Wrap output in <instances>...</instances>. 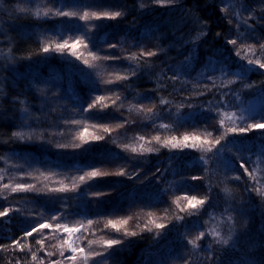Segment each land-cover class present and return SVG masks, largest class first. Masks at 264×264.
<instances>
[{
    "label": "trees",
    "instance_id": "obj_1",
    "mask_svg": "<svg viewBox=\"0 0 264 264\" xmlns=\"http://www.w3.org/2000/svg\"><path fill=\"white\" fill-rule=\"evenodd\" d=\"M77 36L80 60L54 50ZM261 45L264 0H0V264H264V129L238 131L264 123ZM93 169L110 175L79 181ZM63 226L79 228L75 262Z\"/></svg>",
    "mask_w": 264,
    "mask_h": 264
},
{
    "label": "snow or ice",
    "instance_id": "obj_2",
    "mask_svg": "<svg viewBox=\"0 0 264 264\" xmlns=\"http://www.w3.org/2000/svg\"><path fill=\"white\" fill-rule=\"evenodd\" d=\"M156 3H162L163 0H155ZM141 7H143V5H141ZM121 12L120 11H114V12H102V13H97V12H84L83 15H80L79 16V19L80 20H87L89 19V16L93 17V18H96V19H99L101 17H106V18H109V19H115L117 17H120L121 16ZM47 15V13L45 14ZM55 15H60V16H64V17H73V16H76L77 13L76 12H65V11H58L57 13H55ZM219 35V33L217 34ZM200 37H196V39L198 40ZM229 43L231 44H235L236 41L235 40H230L228 41ZM89 43H91V41H89ZM81 44H84V38L80 37V36H77L74 40H72V42L70 43L68 39H63L62 42L60 43H57L55 45V51L56 52H64L65 50L68 51V54L71 55V56H74L77 60H80L81 59V56L80 54L76 51L78 45H81ZM85 47H89L88 44H85L84 45ZM109 47L111 48H115L117 47L116 44H110ZM262 48H264V45H261ZM42 51L44 53H48L50 51L49 47L45 46L43 47ZM88 55L91 56L93 59H97V58H101V57H98L97 54L93 51H89L88 52ZM142 55H147V56H153L155 55V53L153 52H147L146 54L142 53ZM102 58L104 60H109V59H119V57H114V56H108V55H103ZM83 63L85 65H89V61L87 59H84L83 60ZM249 65H252V64H256L258 65V67L260 69H264V62H261L260 60L256 59V60H249L248 61ZM92 65H89V67H91ZM246 69H243L242 67V71H244ZM133 75H135V72L133 73ZM118 79H126V77H118ZM106 83H111V81H108ZM105 99V97L101 96V95H97L95 97V100L91 103L88 104L87 108L84 109L85 112L89 111L90 109H93L96 105V102L98 101H103ZM161 103H164V101H161ZM106 107V105H105ZM222 123V122H221ZM119 126V125H117ZM97 127H100L103 129L104 132H108L109 131V128L106 126V125H97ZM250 129H264V123H254V124H249L247 128H244V127H241L239 128V132L240 133H246L248 132ZM229 132H236L237 129L235 128H229L228 129ZM14 136L16 137H20L21 139H23V136L21 133H13ZM78 139L81 141V143H88V140L85 138L84 134L83 133H80L79 136H78ZM104 137L102 136H92L91 137V140L93 141H99V140H103ZM142 139V138H141ZM154 139H157L159 140V137H156ZM184 141L185 143L182 145V147H195L197 145H189L187 143L189 137L188 136H185L184 138ZM192 140H199V137L197 136H193L191 137ZM175 140V138H173V140H170V141H165V145H168L170 144L172 148H177V147H181V145H179L178 143L176 142H173ZM204 143H211L209 141H204ZM215 143H220V140H216ZM58 148H63L65 147V145H57ZM74 148H80L81 147V144H75L73 145ZM210 150V149H209ZM133 151H135V149H133ZM203 159V158H202ZM241 168H244V165L241 164L240 165ZM245 171H247V169H245ZM107 175H110V173L108 172H101V171H98V170H95L93 169L92 171H88V172H85L83 175H80L78 177L79 181L82 182V183H86L87 181H90L92 178H95V177H102V176H107ZM115 175H123V172H117L115 173ZM86 178H87V181H86ZM132 177H129V179H131ZM193 179H196V177H193ZM236 179H239V176L236 177ZM5 187H7V185H5ZM33 185L31 184H18L16 187L12 188V191L13 192H16V191H19V190H32L33 189ZM75 187V185H74ZM52 191H56V192H64L65 189L63 187L61 188H58V189H53ZM105 193H102V192H94L92 195L94 197H100L102 195H104ZM185 199L187 200V204L184 206L185 208H195L198 204H203L204 201L202 200H197L196 196H189V197H185ZM181 211H183V209H181ZM9 212V209L8 208H5L3 211H0V217H4L8 214ZM53 220L56 219L55 216L52 217ZM89 224L92 223L91 220L88 221ZM127 223L126 220L124 221H113L111 219H109L107 221V225L111 226L112 228H117V225L118 224H125ZM50 225L45 223V224H40L38 228L36 227H33L31 232H25V236H31L32 233H35V232H39L41 229H45V228H49ZM56 227L57 228H60L62 227V225L60 224H56ZM155 227L157 229H163L165 226L163 224H156ZM65 231H67L68 233H72V232H75V231H78V229H75V228H65ZM125 235H131V236H135L136 233L135 232H131V233H125ZM201 235L203 236L204 233H201ZM197 239H199V237H197ZM121 240L120 239H109L107 241H105V243L107 244V246L109 248H111L113 245H119L121 244ZM37 243H41L40 241H37ZM65 243H67V241H65ZM189 243H193V241H189ZM224 243H227V241H224ZM19 247H23V245H18ZM71 247V246H70ZM71 252L73 253V255H70V256H67V257H64L65 260L67 261H70V262H75L77 257H76V253L77 252H83V249L80 248H76V247H71ZM48 256H52L53 253L49 252L47 253ZM61 256H63V251H61L60 253ZM96 255H101V253H96ZM33 259L35 260L36 259V255L35 253H33ZM15 264H22V261L17 259L15 261ZM40 264H43V261L40 262ZM50 264H62V262L60 260H55V261H50Z\"/></svg>",
    "mask_w": 264,
    "mask_h": 264
},
{
    "label": "rangeland",
    "instance_id": "obj_3",
    "mask_svg": "<svg viewBox=\"0 0 264 264\" xmlns=\"http://www.w3.org/2000/svg\"><path fill=\"white\" fill-rule=\"evenodd\" d=\"M1 55H2V53L0 52V57H1ZM255 106H257V105L253 104V103H249L247 105L246 109L244 110V113L246 114L248 112H251V110L253 112L254 111L253 109L255 108ZM255 161H256L258 167L260 168L262 166V163L260 162V160L259 159H255ZM65 228H75V229H78V230H79V228L78 227L63 226L62 231H61L64 234V236H65V240L67 241V243H66L67 251L69 253L73 254L71 252V247H76L77 248L76 243H75L76 242L75 238H76V235H77L78 231H75V232H72V233H68L67 231H65ZM211 232H212V230H211Z\"/></svg>",
    "mask_w": 264,
    "mask_h": 264
}]
</instances>
